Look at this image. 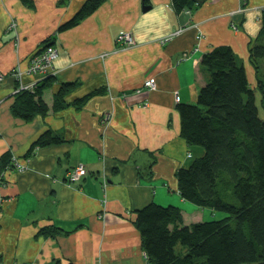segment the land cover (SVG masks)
I'll list each match as a JSON object with an SVG mask.
<instances>
[{
	"label": "crops",
	"instance_id": "1",
	"mask_svg": "<svg viewBox=\"0 0 264 264\" xmlns=\"http://www.w3.org/2000/svg\"><path fill=\"white\" fill-rule=\"evenodd\" d=\"M31 1L0 0V156L7 151L25 166L0 174V264H147L137 209L150 202L176 206L182 225L219 215L178 192L176 171L204 152L180 136L176 104L195 102L207 79L201 57L219 45L230 46L255 104H262L264 81L249 47L264 0H205L179 12L172 0H106L62 32L57 27L85 0ZM122 32L132 35L134 47L116 49ZM165 36L170 39L160 43ZM49 37L47 47L57 57L54 80L42 94L48 111L25 121L11 112L18 84L11 72L25 69ZM257 65L262 69L264 59ZM148 78L155 81L152 90L144 88ZM34 79L22 76L23 82ZM62 83L74 87L67 105L53 111ZM45 131L63 141L31 148ZM79 164L86 174L68 182L67 173ZM49 226L59 232L41 234Z\"/></svg>",
	"mask_w": 264,
	"mask_h": 264
},
{
	"label": "trees",
	"instance_id": "2",
	"mask_svg": "<svg viewBox=\"0 0 264 264\" xmlns=\"http://www.w3.org/2000/svg\"><path fill=\"white\" fill-rule=\"evenodd\" d=\"M104 1L85 0L56 31L75 27ZM204 1L172 0V5L179 12ZM20 2L32 6L31 0ZM260 22L249 56L264 81V65L262 69L257 65L264 59V8ZM51 39L44 40V47ZM200 63L207 74L205 85L194 103H177L176 109L180 136L188 145L201 146L204 153L189 167L176 171L177 187L182 199L226 216L182 225L178 207L150 202L135 211L141 246L147 264H264V120L258 116L245 69L230 46L213 47L202 55ZM53 80L46 75L32 89L15 91L12 114L25 121L36 114L45 115L48 106L42 94ZM261 84L259 81V89ZM73 87L74 83L59 86L53 95V111L67 105L66 96ZM84 100L85 96L77 98L73 104L79 106ZM62 141L45 131L31 148ZM13 162L9 152L2 153L0 174L14 166ZM49 228L41 234L59 232L57 227ZM178 246L185 251L178 250Z\"/></svg>",
	"mask_w": 264,
	"mask_h": 264
},
{
	"label": "built area",
	"instance_id": "3",
	"mask_svg": "<svg viewBox=\"0 0 264 264\" xmlns=\"http://www.w3.org/2000/svg\"><path fill=\"white\" fill-rule=\"evenodd\" d=\"M15 23L12 22L9 25V28L15 29ZM116 44H118L121 48H127L131 46L134 41L133 37L129 33L122 32L118 34L115 38ZM107 54H103L105 56ZM57 57V51L56 49L52 47H47L42 49L41 51H38L37 53L33 54L26 66L25 69H21L17 67L13 72V77L18 81V84L15 88V91L18 90H26V89H32L33 86H35L37 79L42 78L43 76L50 75V69L52 68V64L54 59ZM24 74L36 76L37 79L31 80L29 82H23L22 76ZM144 88L148 90H152L155 88V81L153 78H148L144 80ZM15 168H17L19 171H22L25 169L24 165L21 164H15L13 162ZM87 172V169L85 166L79 164L72 168L66 176V179L68 182H74L80 179L82 176H84ZM105 184V180L103 181Z\"/></svg>",
	"mask_w": 264,
	"mask_h": 264
},
{
	"label": "rangeland",
	"instance_id": "4",
	"mask_svg": "<svg viewBox=\"0 0 264 264\" xmlns=\"http://www.w3.org/2000/svg\"><path fill=\"white\" fill-rule=\"evenodd\" d=\"M142 8H143V6L141 5V11H142ZM125 33H129V32H125ZM129 34H130V33H129ZM168 39H170V36H165L164 38H162V39L160 40V43H164V42L167 41ZM133 41H134V43H133L131 46L127 47V48H121L118 44H116V46H117L116 49H117V50H123V49H129V48H132V47L135 46V40H134V38H133ZM115 43H116V42H115ZM261 74H262V72H261ZM262 80H263V77H262ZM147 90H148V89H147ZM256 92H257L258 95H259L258 99H260V98L263 99V97H262V96H263V93H262L261 89L257 88ZM256 106H257V108H258V110H259V113H260L262 119H264V99H263L262 104H260L259 101H257V102H256ZM165 206H166V205H165ZM215 212H216L217 214H219V215H217L216 217L212 216L211 218H210V217H209V218H205L204 221L213 220V219H220V218L226 216V214H225L224 212H219V211H215ZM209 214H211V211L209 212ZM219 217H220V218H219Z\"/></svg>",
	"mask_w": 264,
	"mask_h": 264
},
{
	"label": "water",
	"instance_id": "5",
	"mask_svg": "<svg viewBox=\"0 0 264 264\" xmlns=\"http://www.w3.org/2000/svg\"><path fill=\"white\" fill-rule=\"evenodd\" d=\"M144 9V8H143Z\"/></svg>",
	"mask_w": 264,
	"mask_h": 264
}]
</instances>
